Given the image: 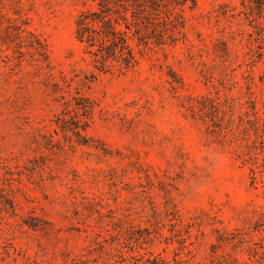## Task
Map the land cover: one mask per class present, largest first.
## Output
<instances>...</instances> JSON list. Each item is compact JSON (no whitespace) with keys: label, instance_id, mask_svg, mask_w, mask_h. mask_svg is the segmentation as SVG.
Here are the masks:
<instances>
[{"label":"rangeland","instance_id":"rangeland-1","mask_svg":"<svg viewBox=\"0 0 264 264\" xmlns=\"http://www.w3.org/2000/svg\"><path fill=\"white\" fill-rule=\"evenodd\" d=\"M96 9L0 0V264L92 260L100 236L109 264H206L218 230L264 207L243 161L261 139L264 16L248 0H162V45L130 42L138 65L103 73L76 38Z\"/></svg>","mask_w":264,"mask_h":264},{"label":"trees","instance_id":"trees-1","mask_svg":"<svg viewBox=\"0 0 264 264\" xmlns=\"http://www.w3.org/2000/svg\"><path fill=\"white\" fill-rule=\"evenodd\" d=\"M97 9L79 13L76 25V38L85 46L97 70L108 73L113 70H129L138 65L136 53L130 42L136 41L140 53L152 45H162V0H92ZM196 5L197 0H191ZM258 11L259 18L264 16V0H248ZM167 19L177 18L174 10L164 6ZM256 42L259 57L263 56L264 29L256 24ZM257 130L261 132L258 145L248 149L243 161L250 166L252 186L264 184V118L258 120ZM100 238V240H98ZM93 251L94 259L82 258L71 264H109L104 262L103 252L109 245L107 237H98ZM183 250H188L185 240L181 242ZM230 248L233 253L227 252ZM236 252L242 255L236 256ZM191 254L187 252L185 257ZM144 255L126 257L121 251L117 261L111 264H169L160 257L145 258ZM245 257V258H244ZM182 257L173 260V264H188ZM101 262V263H100ZM264 262V207H259L254 218L246 225L233 231H217L216 243L211 246L206 264H263Z\"/></svg>","mask_w":264,"mask_h":264}]
</instances>
